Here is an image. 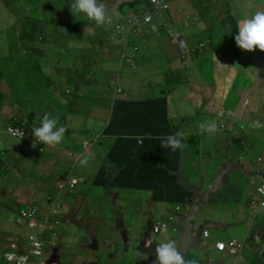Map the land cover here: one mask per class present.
Returning a JSON list of instances; mask_svg holds the SVG:
<instances>
[{
    "label": "crops",
    "instance_id": "crops-1",
    "mask_svg": "<svg viewBox=\"0 0 264 264\" xmlns=\"http://www.w3.org/2000/svg\"><path fill=\"white\" fill-rule=\"evenodd\" d=\"M132 1L134 0H123L124 3ZM66 3L70 4L72 0H66ZM195 7L196 5L189 0H177V5L164 13L165 27L162 30L171 34V29H178L181 20L187 17L198 20L199 13ZM112 9L117 11L116 6L110 8V12ZM123 9L126 13L133 10L130 7ZM116 19L117 17L114 18ZM184 26L188 27L187 23H184ZM111 34L110 27L97 26L88 38L87 44L82 43V39H78L69 53L53 56L57 59L56 66L49 64L45 67L32 66L31 72L38 73L34 77V85L16 81L14 105L4 106L0 110L9 119L28 121L31 125L45 113H51L52 117L58 118V125L69 128L63 144L55 147L47 146L52 151L45 150L47 155L40 159L38 165L45 174L57 173L60 176L59 180L67 175L80 179L95 178L99 169L107 164L110 153L116 165L108 164V169L126 167V165L129 168L139 167V153L133 145L116 143V137L106 136L104 133L111 116L112 89L109 76L119 68L121 50L119 43L111 40ZM162 34L159 31L155 37L137 39L140 47V65L136 71H126L124 74L126 86L135 101L158 97V94L148 96L149 76L156 70L158 64L154 61L147 62V59L162 57L167 62L170 73L175 74L184 67V63L180 60L184 58V52L193 51L189 48L185 51V48L174 40L166 43L160 39ZM177 34L181 35L184 41L191 39L187 37L188 34L185 36L181 32ZM238 53L233 62V65L236 64L234 70L233 65L231 67L212 65L215 69L214 85L200 77L201 84L188 81L181 88L168 86L159 92L168 98V114L175 129L173 133L180 131L186 137L184 149L176 152L182 153L180 162L173 156L166 168L180 169L178 173L180 181L190 187L193 200L195 199L193 189L199 191L202 205L195 215L194 224L189 226L187 232L182 229V225L185 223L184 218L189 216L190 205L177 212L179 222L172 224V227L179 228V232L170 228L167 232L156 236L152 242L165 241L168 237L178 238L179 242L184 241L186 254L190 253L204 263L210 264H264V206L257 207L258 214L254 211L249 212V208H252L249 202L252 196L258 197L256 187L264 183V174L258 172L261 182L251 180L252 187L244 190L248 195L246 203L241 201L242 190L238 189L239 184L230 178L220 182L219 188H214L216 179L220 176L223 167L228 165L231 155L235 156L232 168L241 170L247 177H252L255 171L245 162L247 153L244 147L245 138L243 135L237 136L227 127L225 117L238 105L239 99L233 101L231 98L233 91L235 89L242 91L251 81V74L257 76L258 81L260 79L263 81V86L258 92L264 95V63H260L255 54ZM142 61H146L145 64H141ZM33 68L37 70L34 71ZM221 75L226 76V86L217 96L213 87H219L218 78ZM0 90L4 94L10 92L5 79L0 81ZM43 94L47 96L44 98ZM122 118L125 122L144 125L149 122L150 114L148 109L140 107L126 112ZM209 121H215L218 130L215 133L203 132L211 136V139L193 158L187 159L184 156L187 144L197 134L202 133L197 125ZM85 144L89 145V153L86 155L89 157V163L87 166L79 164L74 166L73 161L66 156V151L81 152ZM137 144L142 146L141 152L144 154L152 152L154 157H160L157 154H164V152H156V145L142 142ZM8 148L12 154H19L22 151L16 145H10ZM141 183L150 184V181ZM259 198L264 201V197ZM229 199L236 202L235 211L225 207ZM143 201L156 205L154 211L150 210L142 217L144 221L150 217L156 221L167 219L170 213L176 211L174 205L155 203L148 198H142L133 203L132 214H137ZM120 212L123 216H127L123 213V209L118 207L115 216ZM207 229L210 230V238L205 240L203 231ZM29 232L30 229L26 225H17L13 219L0 215V236L5 237L6 240L13 237L22 241ZM113 236L119 237L118 231ZM230 240L244 243V248L239 254L222 256L214 254L216 242ZM6 248L5 243L4 249Z\"/></svg>",
    "mask_w": 264,
    "mask_h": 264
},
{
    "label": "rangeland",
    "instance_id": "rangeland-1",
    "mask_svg": "<svg viewBox=\"0 0 264 264\" xmlns=\"http://www.w3.org/2000/svg\"><path fill=\"white\" fill-rule=\"evenodd\" d=\"M144 1L148 6L149 0ZM192 1L197 5L195 9L199 13L198 20L194 21L193 17H189V20L183 19L178 29H171V34L164 30L161 33L167 37L169 35L175 37L177 32L184 36L188 34L187 37L191 38L189 42L185 37L188 48L196 51H189L180 59L184 67L175 74L170 73V68L162 57L147 59V62L154 61L158 64L156 70L149 76L148 96L159 94L168 86L181 88L188 81L201 84L200 77L214 85L215 69L211 64V53H218L224 59L233 61L239 53L234 41L226 38H231L236 32L240 19L264 8V0ZM169 2L171 7L177 5V0ZM107 3L109 8L119 7L123 0H107ZM70 5L71 3H66V0H0V79L6 80L10 90L7 94L0 90V109L4 105H14L16 81L34 85V77L38 73L31 72L32 66L45 67L46 64L56 66L57 59L53 56H63L71 51L73 44L78 40L69 28L73 19L89 22L80 36L82 43H88V38L94 33L97 25L79 13L73 14ZM138 7L140 6L135 8ZM184 23H187L188 27H185ZM200 43H203L204 47L198 50L196 48ZM146 61H142L141 64H145ZM235 67L236 64L232 69ZM126 71L131 70L125 67L122 76ZM250 76L248 89L242 90L245 103L241 101L225 117L227 127L236 128L235 130L245 138L244 147L247 151L245 162L249 168L255 170L252 177L236 171L238 189L242 190L240 198L244 203L248 200L244 190L252 187L251 180L261 182L258 171L264 170V162H259L260 158H264V95L251 87L258 80L254 75ZM218 79L219 87H213L217 96L226 86V76L221 75ZM124 85L126 88V82ZM242 91H234L231 95L232 100L240 98ZM46 96L47 94H43L44 98ZM257 121L261 126L253 127V122ZM9 124L8 117L0 113V163L3 162V165H0V215L15 220L18 210L24 207L23 202L31 201L33 198L45 200L48 196H55L60 176L57 173L46 175L38 168L40 159L47 155V152L33 159H24L12 154L8 146H21L24 140L8 134ZM205 138L206 136L201 135L202 140ZM193 146L197 147L199 144L194 143ZM45 150L52 151L49 147ZM88 188L91 192H86ZM115 193L119 194L117 198L108 197L102 188L91 185L88 180L85 184H79L72 194L64 196L63 216L60 217L55 230L46 234L45 241L61 245L64 255L94 261L96 257L88 248L91 235H96L100 249L104 250L107 242L117 233L116 208L123 209V213L128 215L124 222L127 227H132L130 216L134 210L133 203L142 199L140 194H146L135 189ZM225 207L235 211L236 202L229 199ZM155 209V204L143 201L137 215L142 218L148 211ZM252 211L258 214L257 208H249V212ZM151 240H155V236L152 235ZM200 245L204 246L202 243ZM4 246V240H0V264H8L3 259ZM214 254L219 255L216 252ZM48 256L39 261L45 263Z\"/></svg>",
    "mask_w": 264,
    "mask_h": 264
},
{
    "label": "clouds",
    "instance_id": "clouds-1",
    "mask_svg": "<svg viewBox=\"0 0 264 264\" xmlns=\"http://www.w3.org/2000/svg\"><path fill=\"white\" fill-rule=\"evenodd\" d=\"M189 1L195 4V2H193L192 0H189ZM141 2L142 4L136 5V6H147L144 0H141ZM136 6H134L133 9H136L135 8ZM70 7H71V11L73 12V14L82 13L88 20L94 22L97 26H100V27L111 26L114 21V18L119 16V13L115 9H112L110 12L109 5L107 3H104V4L100 3L98 2V0H73ZM206 7L208 8V6ZM148 26H150L151 29L156 34L159 31H162V29L165 27L164 18H163L162 25L156 26V25L150 24ZM80 36L79 37L76 36L77 39L81 40L82 38H80ZM148 36L149 35L144 33L141 29H136L128 34L117 36V37L110 36L112 41L118 42L119 45L121 46L120 55H119V68L109 76L110 87L112 89L111 106H110L111 116H112L113 105L116 101H135L131 93L129 92L127 86L125 88L124 82H126V80L124 78V75L122 76V74H123V70L125 69V67H128L131 71H136L138 69L140 65V60H139L140 47L138 45L137 39L139 37H148ZM231 38H226V39L234 41L235 47L238 52H242L245 54H255L259 58V62L264 63V57L260 56L261 52L264 51V8L257 10L250 16H246L240 19L237 30ZM183 41L184 40L182 36L180 35L177 43L181 47L185 48L183 45ZM203 47L204 45L201 46V48ZM186 49L187 48H185V51ZM193 51H196V50H193ZM188 52L189 51H187V53ZM185 54L186 52H184L183 55ZM255 77L257 78V76ZM254 85H258L259 89H261L263 86V81L260 79L257 83H254ZM254 85H252L251 87H253ZM246 88L247 86L244 89ZM236 90L239 91V89H235L234 91ZM242 92H240V94ZM0 95H1V92H0ZM161 96H166V95L163 93H159L158 97H161ZM239 96L240 98H238L239 99L238 104L240 103V100H241V95ZM167 103H168V98H167ZM9 107H12V106H9ZM111 116H110V119L105 129L110 123ZM8 120L10 122L8 129H7L8 134L14 138H19V139L24 140L23 145L19 146L22 151L19 154H17L18 156H21L24 159L39 158L41 156V153H45V148L47 146H50V147L60 146L65 141L64 137L67 136V133L69 131V128L67 126L58 125V118L52 117L51 113H45L43 117L34 121L32 125L28 121H17L15 119H9V118ZM260 126L261 125L259 124L258 121L253 122V127H260ZM223 127L225 128L226 126H223ZM197 128L202 133L203 132L215 133L218 130L217 124L215 121H209L206 123L201 122L197 125ZM105 129H104V133H105ZM235 129L236 128H232L231 131L233 130L232 132L235 133L236 131ZM173 132L171 134L163 136L161 139L157 137V139H160V146L164 149H168L173 152L183 150L185 147V140H186L185 134L180 131L175 132V133ZM239 134L242 135L241 133ZM97 138L98 137H96V139ZM136 140H137V143L138 142L141 143L143 142L144 138L138 137L136 138ZM27 151L31 152L34 155L36 153H39V156L33 157V158H26L25 152ZM88 153H89V145L85 144L83 151L81 152L66 151V156L73 161L74 166H77L78 164L80 166H87L89 163V157H87L86 155ZM234 157H235L234 155L230 156L228 165L226 167H223L220 176L216 179L215 183L219 182V185L216 187L214 184V188H219L220 182H222L224 179H227V178H230L238 183L236 171H240V172L242 171L237 168L231 167L233 164ZM262 162H264V158ZM0 165L2 166L3 162H1ZM224 171H228L227 174L223 175ZM258 172H262L264 174V170H260ZM222 175H223V179L220 180ZM77 179L79 178L73 175H67L65 178L60 179L61 183L57 185V194L55 196H48L45 200H39L37 198H33L31 201L22 203L24 207L18 210L15 220L13 221L17 225H26L30 229V232L27 235V237L22 241L16 238H13V237H10L9 239L6 240L5 237L0 236V240H4V242L7 244V248L3 252L4 257L6 259L5 260L6 263L8 264H23V263L48 264L49 263L52 255L54 254V252L51 249L57 246L61 247V245H55L49 240L45 241V236L47 233L53 232L55 230V227L59 224V219L61 216H63V213H64V205H63L64 196L66 194H72L73 191L78 187L77 182H76ZM187 188L190 190V187H187ZM193 190L197 191L198 195L195 192V199L193 200V196H192L191 199L188 201L187 205H190L189 213H190V209L192 205H195L196 203L201 202V197H199V191L196 189H193ZM256 194L258 195V197L254 195L252 196V198L253 197H257V198L264 197L263 194H261V192L258 191V187H256ZM252 198L249 202V206L253 208H257L251 204ZM170 205H174V204H170ZM187 205L185 206L184 205H174L176 206V211L170 213L167 219H163L160 221H156L154 219L155 223L152 228V235L156 237V236L163 234V233L157 234V229H159L158 232H160L162 230L168 231L170 228H173L172 224L175 222H179L177 212L181 211ZM201 205H202V202H201ZM197 211H198V208H197ZM118 217H122L123 219L122 212L116 215L117 220H118ZM117 220H116L117 231L120 234L121 238L120 236L117 238L113 236L107 242V245L109 242H116L118 244L123 245L122 243L123 238H122L121 231L118 228ZM124 224H125L126 229L129 231V235L132 236L133 225L132 227L127 228L125 222ZM182 229H183V225H182ZM177 232H179V228ZM93 239H96L95 234L91 235V241L89 245L92 243ZM137 240H140V239H137ZM35 241H38L39 247L36 245ZM96 241L98 244L97 239ZM152 241L154 240L150 239V241H148L147 247L149 245H151L152 247L156 246L155 248L156 255L153 259H151V257L145 254L146 255L145 264H195L194 261H186V253L184 250V246L183 247L179 246L181 241L179 242L178 238L168 237L167 240L161 241L158 243L152 242ZM218 242H224V241H218ZM218 242H216V244ZM226 242H229V241H226ZM216 244H215V252L217 254L221 256L230 255V254L237 255V254H232L230 252H220V253L217 252ZM89 245H88V248L92 251L93 254L97 251H101L99 245H98L99 249L96 251L92 250L89 247ZM61 251H62V248H61ZM48 252L50 253L49 256H48ZM10 253L14 254L16 259L9 258ZM114 254L115 253H111V256H114ZM46 256H48V260L45 263L44 262L41 263L39 259L46 257ZM95 257L97 258L96 255ZM95 260L90 261L91 264H95L94 263ZM86 261H89V260H86ZM59 262H60V259H59ZM56 263H52V264H56ZM204 264H210V263H204Z\"/></svg>",
    "mask_w": 264,
    "mask_h": 264
},
{
    "label": "trees",
    "instance_id": "trees-1",
    "mask_svg": "<svg viewBox=\"0 0 264 264\" xmlns=\"http://www.w3.org/2000/svg\"><path fill=\"white\" fill-rule=\"evenodd\" d=\"M98 2L104 4L105 0H98ZM140 4H142L141 0H134L130 3L123 2L119 5V7H117V12L120 17L126 18L127 13L123 8H133L134 6ZM79 15L85 18L84 14L79 13ZM88 23L89 22L86 20L73 19V23L69 25V28L76 36L79 37L84 32V27ZM90 25L92 24L90 23ZM140 29L150 37H155V33L150 26L144 25L140 27ZM160 39L166 43H171L174 40L173 37H167L164 34L160 35ZM183 45L185 48H188L187 41H183ZM202 45L203 43H200L197 49L199 50ZM260 56L264 57V51L261 52ZM234 60L229 61L224 59L222 56H219L218 53H211L212 65L220 64L231 67ZM33 70L36 71L37 68H33ZM140 107L148 109L150 119L147 124H135L125 122L123 120L122 117L126 112ZM173 131L174 126L170 122L168 116V103L166 96L143 101H116L113 105L110 123L105 129V135L116 137V143L133 145L137 153H139V167L129 168L126 165V167L120 166L116 169H108V164L116 165L112 158V153H110L108 155L107 164L99 169L95 178H79L76 181L77 185L79 186V184H85L88 180L91 185L102 188L108 197L112 196L113 198H117L119 194L115 192L135 189V191L146 192V194H140L142 198H148L155 203L187 205L188 201L193 196V193L182 182H180L178 176L180 169L171 170L166 168L168 161L171 160L173 156L179 159L180 162L182 153H176L160 146V139L165 135L171 134ZM201 135L206 136V138L202 140ZM138 137L144 138L142 142L143 144L156 145V152L160 151L164 152V154H157L160 157H154V153L152 152L148 154L142 153V146H138L137 144L136 138ZM157 137L160 139H157ZM210 139L211 136L209 135L203 133L197 134L195 138L187 144V150L185 151L184 156L187 159L193 158ZM194 143L199 144V146H193ZM38 156L39 153L34 155L31 152H25L26 158ZM143 181H150V184L141 183ZM60 183L61 181L59 180L58 184ZM86 192H91V189H86ZM108 192H110V194ZM127 216H123L124 220ZM130 217L132 225L134 221H140V216L137 214H132ZM193 221L191 222L192 224H189V222L185 223L188 225V228L190 225L194 224ZM3 259L6 260L4 254ZM186 261H194L195 264H204L202 260L190 253L186 254Z\"/></svg>",
    "mask_w": 264,
    "mask_h": 264
},
{
    "label": "built area",
    "instance_id": "built-area-1",
    "mask_svg": "<svg viewBox=\"0 0 264 264\" xmlns=\"http://www.w3.org/2000/svg\"><path fill=\"white\" fill-rule=\"evenodd\" d=\"M171 9V5L169 0H150L148 6H140L136 9L131 10L126 15V18L118 16L116 20L113 21L110 27L112 29V37H117L121 35L128 34L133 30L140 29L143 25H156L160 26L163 24L164 13ZM86 18V17H85ZM87 19V18H86ZM156 19V20H155ZM190 18L187 17V20ZM88 20V19H87ZM194 21L197 19L194 18ZM90 21V20H89ZM88 22V21H87ZM180 37L179 34H176L174 38L175 42H178V38ZM235 133L240 136L239 132L235 131ZM260 162L263 161V158L259 159ZM258 191L261 192L264 196V184L258 187ZM251 204L255 207H262L264 206V201L260 200V198L253 197ZM165 233L167 230H162L158 232ZM173 230L175 232L178 231V227L174 226ZM203 237L205 239L210 238V230H204ZM36 245L39 247L38 241H35ZM244 247V243L238 240H231L229 242H218L216 244L217 252H230L232 254H238L242 251ZM9 258L16 259L15 255L10 253ZM23 264H33V263H23Z\"/></svg>",
    "mask_w": 264,
    "mask_h": 264
},
{
    "label": "flooded vegetation",
    "instance_id": "flooded-vegetation-1",
    "mask_svg": "<svg viewBox=\"0 0 264 264\" xmlns=\"http://www.w3.org/2000/svg\"><path fill=\"white\" fill-rule=\"evenodd\" d=\"M151 235L146 241L140 239L132 244L123 246L116 242H109L107 247L102 251H97L94 254L97 256L95 264H145L146 255L143 253L144 249L148 245L152 237V230L149 233ZM57 249V254L60 256V262L56 264H91L90 261H86L82 258L74 255H64L61 251V247H53L51 250L54 252ZM111 253H115L111 256ZM103 261V262H102Z\"/></svg>",
    "mask_w": 264,
    "mask_h": 264
},
{
    "label": "water",
    "instance_id": "water-1",
    "mask_svg": "<svg viewBox=\"0 0 264 264\" xmlns=\"http://www.w3.org/2000/svg\"><path fill=\"white\" fill-rule=\"evenodd\" d=\"M252 88L258 90L259 86L258 85H254ZM240 95H241L240 102L242 101V103H245L246 99H245V97L243 95V92ZM227 172L228 171H224L223 175L227 174ZM223 175L220 178V180L223 179ZM218 185H219V182L215 183L216 187ZM195 192L198 195V192L197 191H195ZM195 202H196V200H195ZM200 205H201V202H198L195 205L191 206L189 216H187L185 218V220H184L185 223L189 222V224H192L191 222L193 220H195L194 219L195 218V214L197 213V208H199ZM154 223H155V221H154V219L152 217L148 218L146 221H143L141 219V217H140V221H134L133 229H132V236H130L129 235V231L125 227V224H124V221H123L122 217H118L117 224H118V228L120 229L121 234H122V238H123L122 243H123V245L125 246L127 244L133 243L137 239H144V240L147 241L149 239V237L151 236V235H149V233L151 232ZM185 223L183 224V229H184L185 232H187L188 225L185 224ZM180 246L181 247L184 246V241L180 242ZM89 247L92 250H95V251L99 249L96 239L92 240V243L89 245ZM155 248H156V246L152 247L151 245H149L148 247H146L144 249V254H146L147 256L151 257V259H153L155 257V255H156ZM56 253H57V249L54 250V254L52 255V257H51V259H50L48 264L59 262L60 256L57 255Z\"/></svg>",
    "mask_w": 264,
    "mask_h": 264
}]
</instances>
